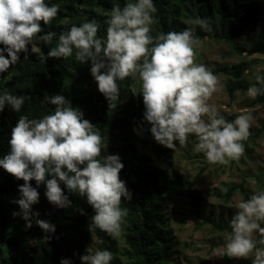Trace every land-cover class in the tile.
Segmentation results:
<instances>
[{"label":"clouds","instance_id":"clouds-1","mask_svg":"<svg viewBox=\"0 0 264 264\" xmlns=\"http://www.w3.org/2000/svg\"><path fill=\"white\" fill-rule=\"evenodd\" d=\"M156 11L153 0H136L123 8L114 4L107 21L106 39L97 38L99 25L93 19L61 33L47 57L67 58L75 48L78 61L91 62L90 72L98 91L112 109L117 107L119 98L117 81L138 77L144 120L151 125V135L158 144L173 149L174 142L184 145L189 135L195 134L198 142L194 151L203 153L209 163L227 165L231 160H239L245 152L241 141L250 135L253 116L242 114L229 122L214 105L208 104L219 80L205 65L194 62V49L200 43L194 29L160 33L154 39L150 32L151 25L158 22L153 15ZM58 12L59 5L48 6L45 0H0V45L4 46L0 48V74L19 62V54L27 53L28 45L31 51H37L32 40L44 31L41 22L49 25ZM189 23L213 31L209 18L197 17ZM56 35L49 31L39 39L51 42ZM255 80L256 84L247 90L252 98L264 94V76L257 74ZM28 99L31 97L4 91L0 93V112L6 105L19 112ZM45 101L55 106L54 112L41 119L20 116L11 129L10 151L0 159V168L24 181L18 187L20 198L14 201L20 211L13 216H20L26 228H31L34 220L45 233L54 234L55 225L39 219L40 213L32 209L39 203L37 189L42 184L51 205L69 207L71 202L61 188L63 183L69 193L86 196L95 212L91 218L93 227L113 238L120 237L123 218L128 215L121 202L132 198L126 182L120 179L124 167L121 158L107 155L103 162L97 159L102 150L101 133L63 95L45 96ZM33 180L35 188L30 183ZM236 207L238 211L230 225L232 233L225 247L216 251L236 259L246 258L254 251L251 264H264V247H257L264 245V192ZM80 212L85 214L83 209ZM255 232L259 233V240L253 239ZM86 253L80 256L81 264H111L113 260L108 250L93 252L88 248ZM60 264L70 261L62 258Z\"/></svg>","mask_w":264,"mask_h":264},{"label":"trees","instance_id":"trees-1","mask_svg":"<svg viewBox=\"0 0 264 264\" xmlns=\"http://www.w3.org/2000/svg\"><path fill=\"white\" fill-rule=\"evenodd\" d=\"M129 2L135 3L136 0H45L48 6L59 5V12L49 25L41 22L44 31L32 40L37 51H31V45H28V52L19 54V62L0 74V93L8 91L13 95L31 97L19 112L7 105L0 112V159L10 151L8 141L11 129L19 117L41 119L55 110V106L45 101V96L63 95L101 133L102 150L97 159L103 162L107 155H118L124 165L119 175L126 182L132 198L121 202V208L128 209L121 225L122 234L113 238L93 227L91 218L95 212L88 205L86 196L78 192L69 193L63 183L61 188L71 202L69 207L51 205L44 195L46 187L42 184L37 189L39 203L32 209L40 213L39 219L55 225V233H45L34 220L32 227L26 228V222L20 216H13L14 212L20 211L14 201L20 198L18 187L24 181L15 179L0 168V264H60L62 258L68 259L70 264H81L80 256L87 254L93 234L98 240V250H108L113 254L111 264H182L174 260L176 238L165 209V202L177 194L187 198L198 228L210 226L212 230L232 233L230 227L222 224L221 217L216 219L212 210L206 212L198 197L190 191L211 165L204 164L185 184L181 174L174 169L173 149L154 140L151 125L144 120L145 108L140 94L142 84L138 77L117 81L119 98L117 107L112 109L98 91L90 72L91 62L82 64L78 61L75 48L73 55L67 58L47 57L50 49L58 44L61 33L93 19L99 25L97 38L106 39L112 7L118 3L123 8ZM153 3L157 10L153 15L158 21L151 25L150 35L154 39L160 33L193 28L199 41L207 38L225 42L230 45L232 54L243 56L239 62L211 69L214 75L230 79L225 85L230 102L235 93H247L248 88L256 84L255 78L251 81L244 78L254 65L261 63L259 58L247 59L245 56L264 57V30L254 36L250 29H256L259 23L257 0H153ZM181 9L189 13L185 16L189 21L197 17L209 18L213 31L207 32L197 25L179 20ZM49 31L57 34L51 42L39 39L40 35ZM245 36L249 38L248 46L240 47ZM3 47L0 45V48ZM263 105L264 94H261L252 98L247 106L255 108ZM137 141H140L141 149H137ZM244 153L250 158L251 151L246 146ZM262 169L264 171V167ZM249 178L257 183L264 180L260 175L250 174L238 184L227 186L224 191H214L213 196L226 201L238 194L243 201H247L250 198L246 189ZM30 183L36 187L34 180ZM184 186L187 189L182 192ZM80 209L85 214L82 215ZM46 236L51 238L46 240ZM256 236L259 240L258 232Z\"/></svg>","mask_w":264,"mask_h":264},{"label":"rangeland","instance_id":"rangeland-1","mask_svg":"<svg viewBox=\"0 0 264 264\" xmlns=\"http://www.w3.org/2000/svg\"><path fill=\"white\" fill-rule=\"evenodd\" d=\"M259 23L257 28H250L257 35L258 31L264 30V0H257ZM189 15L187 11L181 9L179 20L189 23L185 16ZM248 37L245 36L240 43V47L248 46ZM195 63L203 64L210 70L214 67L227 63H236L242 59V55L232 54L231 47L225 42L211 41L203 38L199 45L195 46ZM247 59L259 58L261 63L254 65L250 73L245 75V81L253 80L257 74H264V57L261 55L245 56ZM219 84L217 91L213 93L208 100L209 105H214L221 116L231 122L237 116L251 113L253 121L250 127V135L241 143L250 149V158L244 153L239 160H231L227 165L211 164L207 161L203 153L194 151V146L198 142L195 134H190L186 144L175 143L173 148L174 169L178 171L183 181L192 179L195 173L204 164H210L198 183L192 188V192L203 204L205 211L212 210L214 217H221L224 225L231 229V219L238 211L236 205L243 201L240 195H235L226 201H220L213 196L214 191H224L227 186L238 184L243 177L248 175H260L264 177V105L251 108L248 105L252 97L247 93H235L232 102L229 101L225 90V85L230 81L222 75H217ZM207 119V117H204ZM263 131V132H262ZM257 135V136H256ZM253 138V140H252ZM107 144V143H106ZM137 149H141L140 141L136 143ZM251 178L247 180L246 189L251 198L254 194L264 192V180L257 183L252 182ZM184 184V185H185ZM186 186L182 192L186 191ZM249 198V199H250ZM166 214L168 216L169 226L173 229L175 235V256L174 260L182 264H249L254 259V252L246 258H229L227 255L217 252L216 249H223L227 242V237L231 234L228 231L212 230L210 226L198 228V221L191 215V209L188 200L182 194H177L172 200L165 202ZM264 227V222H261ZM253 239L258 240L256 232L253 233ZM98 240L91 237V243L88 248L94 252L97 248ZM122 245V239L119 241ZM257 247H260L259 244Z\"/></svg>","mask_w":264,"mask_h":264}]
</instances>
